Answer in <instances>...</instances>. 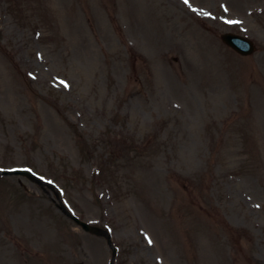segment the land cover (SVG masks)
<instances>
[{
  "label": "rangeland",
  "instance_id": "374dc122",
  "mask_svg": "<svg viewBox=\"0 0 264 264\" xmlns=\"http://www.w3.org/2000/svg\"><path fill=\"white\" fill-rule=\"evenodd\" d=\"M21 167L115 264H264V0H0V169ZM56 204L0 175V264L110 263Z\"/></svg>",
  "mask_w": 264,
  "mask_h": 264
},
{
  "label": "water",
  "instance_id": "95a60500",
  "mask_svg": "<svg viewBox=\"0 0 264 264\" xmlns=\"http://www.w3.org/2000/svg\"><path fill=\"white\" fill-rule=\"evenodd\" d=\"M221 38H222V40L225 43H227L229 46H231L232 48H234L237 52H239L242 55H249L254 50L253 47H252L251 42H249L247 40H244L242 38L234 37V36L228 35V34L227 35H222ZM15 172L16 173H14V172H8V173L3 172V174H6V175L11 174V173L19 174L18 171H15ZM22 174H26V173H22ZM28 178L31 179L29 176H28ZM74 221L79 226H81L83 230H85L87 232H90L92 234H95L97 236H104V237L107 238V236L105 235V233L102 232L101 230H99L97 228H94V227H89L87 224H85L83 222H80L77 219H74Z\"/></svg>",
  "mask_w": 264,
  "mask_h": 264
},
{
  "label": "snow or ice",
  "instance_id": "6c2138e0",
  "mask_svg": "<svg viewBox=\"0 0 264 264\" xmlns=\"http://www.w3.org/2000/svg\"><path fill=\"white\" fill-rule=\"evenodd\" d=\"M184 2H185V4H187L188 3V0H184Z\"/></svg>",
  "mask_w": 264,
  "mask_h": 264
}]
</instances>
